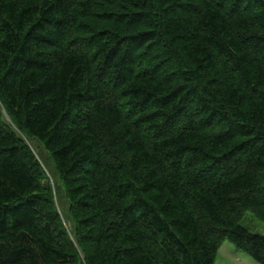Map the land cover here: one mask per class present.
Wrapping results in <instances>:
<instances>
[{"label":"trees","instance_id":"trees-1","mask_svg":"<svg viewBox=\"0 0 264 264\" xmlns=\"http://www.w3.org/2000/svg\"><path fill=\"white\" fill-rule=\"evenodd\" d=\"M247 213L264 0H0V264H264Z\"/></svg>","mask_w":264,"mask_h":264},{"label":"rangeland","instance_id":"rangeland-1","mask_svg":"<svg viewBox=\"0 0 264 264\" xmlns=\"http://www.w3.org/2000/svg\"><path fill=\"white\" fill-rule=\"evenodd\" d=\"M43 158L47 161L49 169H53L52 164L47 160L46 155L43 154ZM52 183V182H51ZM53 185V183H52ZM242 226L248 229L252 233L260 234L264 236V224L254 218L251 214H245ZM213 264H256L253 262L248 255L243 251L237 249L235 246L227 241H223L214 259Z\"/></svg>","mask_w":264,"mask_h":264}]
</instances>
